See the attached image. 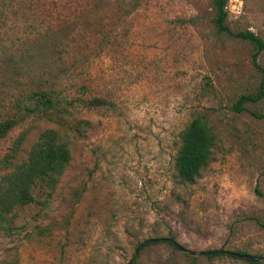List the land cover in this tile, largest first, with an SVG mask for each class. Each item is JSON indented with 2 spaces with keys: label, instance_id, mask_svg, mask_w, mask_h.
<instances>
[{
  "label": "rangeland",
  "instance_id": "374dc122",
  "mask_svg": "<svg viewBox=\"0 0 264 264\" xmlns=\"http://www.w3.org/2000/svg\"><path fill=\"white\" fill-rule=\"evenodd\" d=\"M224 10L231 33L263 41L264 66V0H226ZM213 18L212 0H0V122L17 121L0 137V159L20 137L0 173L44 129L69 153L53 187L34 188L38 202L0 221V264H123L149 237L264 255V97L231 109L260 76L251 43ZM62 69L67 96L108 104L26 116L22 98ZM195 116L214 134L212 159L182 185L172 159ZM131 264L247 261L159 240Z\"/></svg>",
  "mask_w": 264,
  "mask_h": 264
},
{
  "label": "trees",
  "instance_id": "16d2710c",
  "mask_svg": "<svg viewBox=\"0 0 264 264\" xmlns=\"http://www.w3.org/2000/svg\"><path fill=\"white\" fill-rule=\"evenodd\" d=\"M225 3L226 0H212L214 26L218 32H227L251 43L253 48L251 62L260 76L254 92L240 94L232 104L231 109L239 112L244 109L243 104L245 102H254L264 97V66L256 62V56L263 47V41L250 31L230 32L224 22L226 17ZM67 73L66 70L62 69L48 86L43 87L41 85L40 89L31 91L22 98L21 103L23 104L21 106L24 108L26 116L39 114L51 118L52 112L70 115L69 106L80 105L89 108L108 104L107 101L98 97L82 99L67 96L60 89V83ZM75 100H79V102ZM16 122L14 119L1 121L0 137H4ZM213 139L214 134L200 116L193 117L179 132L178 146L172 159L174 176L179 184H192L200 171L212 159L210 148ZM19 142L20 137L14 141L13 147L10 148L11 152L0 159V169L11 164L9 159L14 157ZM68 158L69 153L66 144L57 136L56 132L52 129L42 130L30 145L25 159L12 165L11 169L4 173H0V221L6 220V214L10 213L16 206L38 202L33 196L34 188L39 183L52 188V182L61 173ZM235 252L245 253L240 250ZM247 264H257V262H247Z\"/></svg>",
  "mask_w": 264,
  "mask_h": 264
},
{
  "label": "water",
  "instance_id": "95a60500",
  "mask_svg": "<svg viewBox=\"0 0 264 264\" xmlns=\"http://www.w3.org/2000/svg\"><path fill=\"white\" fill-rule=\"evenodd\" d=\"M159 240L165 241L170 243L175 249L178 251L188 253L189 255H214V254H228L230 256H234L236 258L245 260L247 262H257L260 260H264V255H259V256H254L252 254L248 253H238L235 251H230V250H225L221 248H215V249H210V250H203V251H195V250H189L179 243H177L173 238L171 237H149L144 240H142L140 243L137 244V246L134 248L132 255L130 258L123 264H131L134 257L137 255L138 251L146 246L147 244L158 242Z\"/></svg>",
  "mask_w": 264,
  "mask_h": 264
}]
</instances>
